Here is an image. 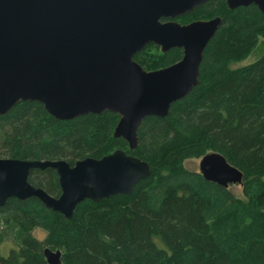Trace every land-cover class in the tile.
<instances>
[{"label": "trees", "instance_id": "1", "mask_svg": "<svg viewBox=\"0 0 264 264\" xmlns=\"http://www.w3.org/2000/svg\"><path fill=\"white\" fill-rule=\"evenodd\" d=\"M215 17L221 25L203 52L199 84L167 117L142 121L134 151L112 137L114 114L57 121L42 105L20 102L0 117V158L72 165L121 149L151 169L130 195L85 200L71 219L35 198L7 200L0 208V243L17 248L0 255V264H46L43 247L60 249L61 264H264V54L228 69L264 40V17L252 5L229 11L225 0H210L183 18L187 24ZM150 47L134 61L140 65ZM160 56L164 68L182 51ZM207 153L221 154L243 173L245 200L182 167ZM28 183L60 194L53 170L31 171ZM35 228L46 234L41 243L31 236Z\"/></svg>", "mask_w": 264, "mask_h": 264}, {"label": "water", "instance_id": "2", "mask_svg": "<svg viewBox=\"0 0 264 264\" xmlns=\"http://www.w3.org/2000/svg\"><path fill=\"white\" fill-rule=\"evenodd\" d=\"M208 1L0 0V117L20 102L42 105L57 121L114 114L112 137L134 151L142 121L167 117L171 105L199 84L203 52L221 18L175 20ZM225 5L229 11L252 5L264 17V0H225ZM149 44L163 54L181 49L182 58L147 72L134 56ZM47 169L57 175L58 197L28 183L31 171ZM197 173L223 189L243 181V173L219 153L201 157ZM150 175L147 162L121 149L72 165L0 158V208L9 199L35 198L71 219L85 200L130 195ZM42 255L46 264H61L59 250L44 248Z\"/></svg>", "mask_w": 264, "mask_h": 264}, {"label": "rangeland", "instance_id": "3", "mask_svg": "<svg viewBox=\"0 0 264 264\" xmlns=\"http://www.w3.org/2000/svg\"><path fill=\"white\" fill-rule=\"evenodd\" d=\"M183 17H180L175 21L180 23V24H184V23H186L185 22L186 19ZM160 54H162V53L160 52L159 47L155 46V47L148 48V50L143 54L144 56L142 59V63H140L142 69L147 71V72L154 71V70L156 71L158 69H161L159 67L160 64L158 62L159 58L161 57ZM263 54H264V40L259 39L256 48L253 50V52L246 59H244L243 61H240V62L229 64L228 69L229 70H236V69H240L244 66H247V65L255 62ZM199 161H200V159H187L184 161L182 167L188 171L198 172ZM229 189L237 199L245 200L244 196L242 194L241 186H231ZM1 231H2V227L0 226V232ZM31 236L36 241L41 243L45 239L46 234L42 230L35 228L31 232ZM16 248H17L16 242L6 241L3 243H0V255L2 257H7L9 251L11 249H16ZM44 248L45 247H43V249ZM43 249H42V251H43ZM50 250H52V251L59 250L61 253L60 249H50Z\"/></svg>", "mask_w": 264, "mask_h": 264}, {"label": "flooded vegetation", "instance_id": "4", "mask_svg": "<svg viewBox=\"0 0 264 264\" xmlns=\"http://www.w3.org/2000/svg\"><path fill=\"white\" fill-rule=\"evenodd\" d=\"M177 20V19H176ZM210 20V19H209ZM196 21V20H195ZM190 23V22H189ZM179 50H181V49H179ZM182 51V50H181ZM181 58H182V56H181ZM181 58L178 60V61H176L175 63H177V62H179L180 60H181ZM175 63H173V64H175ZM138 64V63H137ZM173 64H171V65H169V66H172ZM139 65V64H138ZM140 66V65H139ZM169 66H167V67H169ZM141 67V66H140ZM167 67H164V68H167ZM142 68V67H141ZM164 68H161V69H164ZM158 70H160V69H158ZM155 71V70H154Z\"/></svg>", "mask_w": 264, "mask_h": 264}]
</instances>
